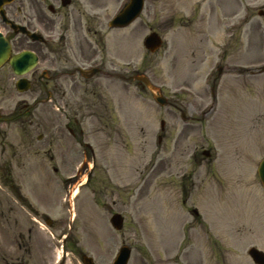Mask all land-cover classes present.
<instances>
[{"label":"rangeland","instance_id":"obj_1","mask_svg":"<svg viewBox=\"0 0 264 264\" xmlns=\"http://www.w3.org/2000/svg\"><path fill=\"white\" fill-rule=\"evenodd\" d=\"M95 2L113 60L102 69L146 75L156 94L193 119L182 124L130 77L80 80L47 122L35 99L44 94L0 97L6 110L20 99L37 107L30 137L0 126V264H82L81 254L112 264L123 244L128 264H254L247 250L264 251V188L255 171L264 155V73L232 66L264 65V0H145L135 22L111 32L108 20L126 0ZM151 30L163 39L153 53L142 41ZM96 54L98 62L104 54ZM114 212L124 218L118 231L109 223Z\"/></svg>","mask_w":264,"mask_h":264},{"label":"flooded vegetation","instance_id":"obj_2","mask_svg":"<svg viewBox=\"0 0 264 264\" xmlns=\"http://www.w3.org/2000/svg\"><path fill=\"white\" fill-rule=\"evenodd\" d=\"M101 29L102 24L96 16L95 0H0V33L10 45L8 58L0 65V97H10L14 93L21 95L30 90L38 93V97L44 94L43 99H35L41 104L42 121L44 119L47 122L49 111H60L62 103L76 95L80 80L87 83V86L91 84L93 76L84 75H88V71L95 65L101 68H98V75H112L102 69L106 63L111 65L113 60L106 53V45L102 43ZM96 34L101 42L98 48L94 39ZM23 50L33 52L37 56V64L27 74L18 77L11 60ZM98 50L104 56L101 55L97 62ZM112 76L126 79L121 72H113ZM20 79L29 84L28 89L22 92L17 88ZM216 80V77L211 80V91H214ZM70 107L74 111L73 106ZM172 108L180 113L182 111L175 104ZM36 109V106L28 105L21 99L12 109L6 110L0 105V126L13 124L14 129L20 128L24 137H30L32 111ZM73 118L76 120V116ZM68 129L73 133L71 128ZM42 136L39 134L38 138ZM30 145L29 142L23 144L25 149ZM18 148L19 145L12 146L13 157L17 155Z\"/></svg>","mask_w":264,"mask_h":264},{"label":"water","instance_id":"obj_3","mask_svg":"<svg viewBox=\"0 0 264 264\" xmlns=\"http://www.w3.org/2000/svg\"><path fill=\"white\" fill-rule=\"evenodd\" d=\"M142 4H143V0H131L130 3L124 8V10H122V12L118 16H116L113 19V21H111V25H113V26H124V25L128 24L129 22H131V20H133L141 11ZM160 43H161V39L159 38V36L157 34H151L145 40V45L150 50H154L157 47H159ZM3 47H5L4 50L9 49L8 44L6 42H4V40L2 38H0V51H2ZM5 53L0 54V57L1 56L3 57L5 55ZM18 58L20 60L18 62H16V64H15L16 67L18 66V68H19V66H26L25 65L26 63H27V67L29 68L33 64V57L29 52H22L18 56ZM260 70L263 71L264 66L261 67ZM17 72H18V70H17ZM141 80H143L144 83H146L149 86V88L151 90H153V86L151 84H149L147 78L142 77ZM154 98L157 101V103H159V104H164V102H166L165 99L160 97V96L154 95ZM257 171H258L259 178H260V180L264 186V158L260 162L259 168ZM110 220H111L112 225L116 229L121 228L122 218L119 214H114ZM129 253H130L129 248L122 247L117 258L115 259V261H113L114 262L113 264H127V261L129 258ZM249 255L252 257L254 262H256L257 264H264V253L263 252L257 250L256 248H251L249 250ZM82 261H83L82 263H84V264H95V263H93L92 258H90L86 255H83Z\"/></svg>","mask_w":264,"mask_h":264}]
</instances>
